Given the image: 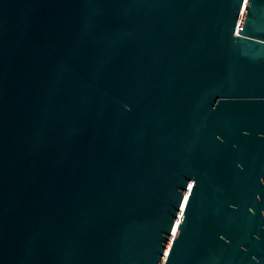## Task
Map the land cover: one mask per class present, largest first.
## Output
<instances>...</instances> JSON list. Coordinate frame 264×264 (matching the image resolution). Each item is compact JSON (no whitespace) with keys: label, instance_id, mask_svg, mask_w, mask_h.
<instances>
[{"label":"water","instance_id":"obj_1","mask_svg":"<svg viewBox=\"0 0 264 264\" xmlns=\"http://www.w3.org/2000/svg\"><path fill=\"white\" fill-rule=\"evenodd\" d=\"M0 264H264V0H0Z\"/></svg>","mask_w":264,"mask_h":264}]
</instances>
